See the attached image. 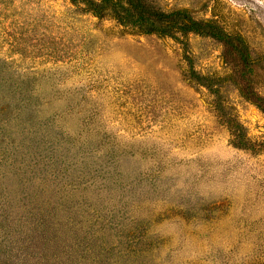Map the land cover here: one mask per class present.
Returning <instances> with one entry per match:
<instances>
[{
    "label": "rangeland",
    "instance_id": "1",
    "mask_svg": "<svg viewBox=\"0 0 264 264\" xmlns=\"http://www.w3.org/2000/svg\"><path fill=\"white\" fill-rule=\"evenodd\" d=\"M140 4L0 0V264H264V0Z\"/></svg>",
    "mask_w": 264,
    "mask_h": 264
},
{
    "label": "trees",
    "instance_id": "2",
    "mask_svg": "<svg viewBox=\"0 0 264 264\" xmlns=\"http://www.w3.org/2000/svg\"><path fill=\"white\" fill-rule=\"evenodd\" d=\"M77 1L83 3L84 6H86V9L90 10L92 14H96V16L100 15L99 11L101 9L108 8L114 13L115 18L120 22H123L127 18V16L125 15H119L121 14V12L124 11V7L122 6V4L124 3L127 5L125 11L131 9L135 14H133L134 17L136 16V20H140L142 22H146L149 20V18L144 19V9L140 4V0H103V2L100 4H97L93 0H70V2L72 3H75ZM153 16L156 17L157 20L160 22L169 23V25H166L168 28L167 30H170L171 28V31L173 30V32L176 34L180 33L182 35H186L189 32L200 31L208 32L214 36H218V38H221V40H224L226 38V36L223 35V33L221 32V30L211 22H197L192 20L189 21L188 19H186L185 11H173L171 13H155ZM156 30L161 32L162 34L166 32L163 27H159ZM250 98L252 101L254 100L252 97Z\"/></svg>",
    "mask_w": 264,
    "mask_h": 264
}]
</instances>
